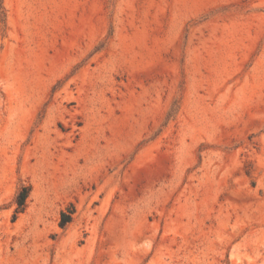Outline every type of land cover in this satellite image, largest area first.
Returning a JSON list of instances; mask_svg holds the SVG:
<instances>
[{
  "label": "rangeland",
  "instance_id": "rangeland-1",
  "mask_svg": "<svg viewBox=\"0 0 264 264\" xmlns=\"http://www.w3.org/2000/svg\"><path fill=\"white\" fill-rule=\"evenodd\" d=\"M0 264H264V0H0Z\"/></svg>",
  "mask_w": 264,
  "mask_h": 264
},
{
  "label": "trees",
  "instance_id": "trees-1",
  "mask_svg": "<svg viewBox=\"0 0 264 264\" xmlns=\"http://www.w3.org/2000/svg\"><path fill=\"white\" fill-rule=\"evenodd\" d=\"M30 192L31 189L29 187H23L19 191L16 198L17 209L13 217L14 221L17 219L18 214L23 213L25 211ZM75 212V207L70 206L69 208H67L66 211L61 214L60 226L62 228H65L68 224L72 222L73 215L75 214Z\"/></svg>",
  "mask_w": 264,
  "mask_h": 264
}]
</instances>
